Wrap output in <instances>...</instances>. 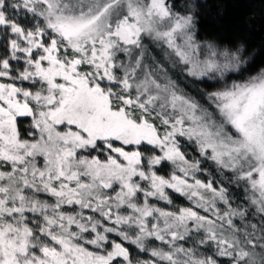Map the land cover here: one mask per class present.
I'll list each match as a JSON object with an SVG mask.
<instances>
[{
	"label": "snow or ice",
	"instance_id": "1",
	"mask_svg": "<svg viewBox=\"0 0 264 264\" xmlns=\"http://www.w3.org/2000/svg\"><path fill=\"white\" fill-rule=\"evenodd\" d=\"M179 0H0V264H264V68Z\"/></svg>",
	"mask_w": 264,
	"mask_h": 264
},
{
	"label": "trees",
	"instance_id": "2",
	"mask_svg": "<svg viewBox=\"0 0 264 264\" xmlns=\"http://www.w3.org/2000/svg\"><path fill=\"white\" fill-rule=\"evenodd\" d=\"M193 5L200 36L242 46L252 71L264 66V0H194Z\"/></svg>",
	"mask_w": 264,
	"mask_h": 264
},
{
	"label": "rangeland",
	"instance_id": "3",
	"mask_svg": "<svg viewBox=\"0 0 264 264\" xmlns=\"http://www.w3.org/2000/svg\"><path fill=\"white\" fill-rule=\"evenodd\" d=\"M179 2H180L181 5L183 4V6H184L186 3H187V4H191V5H193L194 0H179ZM237 47H240V46H237ZM237 47H231V48L235 49V48H237ZM243 54H244V56L247 58V55L245 54L244 50H243ZM261 68H264V66H262ZM259 69H260V68H259ZM259 69H257V70H259ZM255 71H256V70H255Z\"/></svg>",
	"mask_w": 264,
	"mask_h": 264
}]
</instances>
